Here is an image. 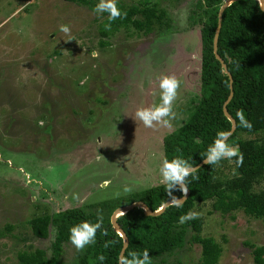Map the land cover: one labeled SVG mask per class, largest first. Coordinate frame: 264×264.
I'll use <instances>...</instances> for the list:
<instances>
[{"label":"rangeland","instance_id":"1","mask_svg":"<svg viewBox=\"0 0 264 264\" xmlns=\"http://www.w3.org/2000/svg\"><path fill=\"white\" fill-rule=\"evenodd\" d=\"M92 1L0 0V264H19L29 245L52 256L55 229L35 239L28 221L78 208L101 214L103 201L163 185V159L190 145L181 128L202 98V27L190 18L196 0H117L160 2L173 30L160 39L121 28L104 48L99 25L107 13L94 14L99 0ZM61 24L70 26V36ZM163 75L181 82L177 119L171 129H148L132 117L159 103ZM233 165L221 161L217 177L230 178ZM256 190H264V180ZM192 211L203 218L201 235L222 249L218 264H255L245 243L264 246L263 221L214 213L210 201ZM83 251L65 244L61 264H75ZM201 257L202 247L187 243L165 264H199Z\"/></svg>","mask_w":264,"mask_h":264},{"label":"trees","instance_id":"2","mask_svg":"<svg viewBox=\"0 0 264 264\" xmlns=\"http://www.w3.org/2000/svg\"><path fill=\"white\" fill-rule=\"evenodd\" d=\"M66 2L91 6L92 0H64ZM226 0H196L191 21L200 25L202 41V98L188 123L181 130L186 132L191 141L187 150L179 155L189 161L193 167L203 161V154L215 139L218 131H231L232 123L224 115L223 106L230 96V78L223 73L220 62L213 51V42L218 25V14ZM126 18L112 22L111 30H105L108 19L99 25L100 46L108 47L107 41L121 28L144 36L157 34L160 39L173 30L168 10L160 2L127 6L118 4ZM218 53L224 59L228 71L233 77L234 97L228 105V111L237 123V129L229 138L231 146H239L244 155L243 165L239 168L233 162L234 173L230 178L217 177V165H203L198 169V179L188 178L190 194L181 206H169L157 217L147 216L142 208H133L118 218L129 239L125 251H149L152 264H165L167 258L182 251L185 245L199 244L202 257L199 264H218L222 249L211 238L202 234L203 218L179 223V217L192 211L198 204L212 202V211L228 216L243 212L249 218L264 222V190H256L264 180V12L257 0H240L227 8L223 15L222 30L219 37ZM243 110L253 128L251 131L239 127L236 113ZM173 157H170L171 161ZM181 191L174 190L171 195L165 186L160 185L131 195L124 201H103L101 214L83 208L69 209L53 215L45 214L28 221L31 235L35 239H47L50 229H55L52 243V256L47 252L33 248L18 254L19 264H61L64 246L69 242V229L89 221L95 223L98 216H103V228L97 232L94 244L88 245L75 264H118V257L124 246V239L113 228V213L135 202L145 203L152 211L160 210L172 198L184 197ZM12 227L9 228L11 230ZM104 230L107 235H104ZM191 237L188 238V234ZM0 236H5L0 232ZM28 239L25 238L24 241ZM108 247H105V244ZM253 251L255 264H264V246L245 243ZM103 255L104 261L97 259Z\"/></svg>","mask_w":264,"mask_h":264},{"label":"clouds","instance_id":"3","mask_svg":"<svg viewBox=\"0 0 264 264\" xmlns=\"http://www.w3.org/2000/svg\"><path fill=\"white\" fill-rule=\"evenodd\" d=\"M259 8L264 10V0H259ZM93 13L98 16L107 13L108 23L105 25V30H111L112 22L127 16L126 12H122L118 8L117 0H99V3L93 9ZM59 31L70 36L71 29L69 25L61 24ZM92 55L95 57L98 53L93 52ZM180 87L181 82L174 75L159 77V103L137 108L132 118L148 129H171L173 127L172 122L177 119L173 105L178 97ZM153 95H156V93H153ZM236 117L239 121V127L248 131L252 130L253 125L246 119L243 110H239L236 113ZM231 134V131H218L216 133L215 139L203 154V162L205 164L219 165L221 161L227 160L230 163L234 162L237 168L243 165L244 155L240 151L239 146H231L228 143ZM197 171L198 169L194 168L188 160L181 157H175L171 161L164 158L159 167L160 183L165 186L166 192L170 195L177 189L186 194L188 191V178L198 179ZM130 191L131 189L128 187L124 188V192ZM73 199L78 200L79 195L74 193ZM170 203L179 207L182 202L177 198H172ZM199 216L200 213L190 210L178 219L180 224H184L189 220L198 219ZM102 228L103 216H98L95 223L82 221L69 229V242L77 252H82L88 245L95 243L97 232L102 230ZM103 234L107 235V231L104 230ZM104 246L108 247V244L106 243ZM97 259L103 262L105 257L100 255ZM118 264H152V262L149 251L144 249L142 252L131 251L127 255L120 254Z\"/></svg>","mask_w":264,"mask_h":264},{"label":"water","instance_id":"4","mask_svg":"<svg viewBox=\"0 0 264 264\" xmlns=\"http://www.w3.org/2000/svg\"><path fill=\"white\" fill-rule=\"evenodd\" d=\"M237 1H240V0H226L224 2V4L222 5L221 9L219 10L218 25H217V29H216V32H215L214 42H213L214 55H215L216 59L220 62L221 67L223 69V73L230 78V90H231V93H230V96L228 97L227 101L225 102V104L223 106V111H224V115L232 123V129H231V133L232 134H231V136L234 134V132L237 129V123H236L235 119L231 116V114L229 113L228 108H227L229 103L232 101V99L234 97L233 86H232L233 77L230 74V72L228 71V67H227L224 59L218 53V43H219L220 33H221V30H222L224 12H225V10L227 8H229L233 3L237 2ZM257 1L259 2V0H257ZM262 11L264 12V10H262ZM203 165H206V164L202 161L198 166H196L194 168L199 169ZM189 194H190V191L188 189V191L185 194V196L179 199L182 202L181 204H183L187 200ZM170 202L171 201L165 203L160 210L155 211V212L152 211L145 203H143V202H135V203H133L130 206L119 208L113 213L112 218H111L112 226L120 234V236L124 239V246H123V249L121 251V254H125V251L127 250L128 245H129V239H128L127 235L125 234V232L123 231V229L121 228V226L118 224V221H117L118 218L121 215L127 213L128 211H130L131 209L136 208V207L142 208L145 211V214L147 216L157 217V216L161 215L169 206L172 205ZM123 211L125 213H121Z\"/></svg>","mask_w":264,"mask_h":264},{"label":"bare ground","instance_id":"5","mask_svg":"<svg viewBox=\"0 0 264 264\" xmlns=\"http://www.w3.org/2000/svg\"><path fill=\"white\" fill-rule=\"evenodd\" d=\"M121 213H125V212L123 211V212H121Z\"/></svg>","mask_w":264,"mask_h":264}]
</instances>
